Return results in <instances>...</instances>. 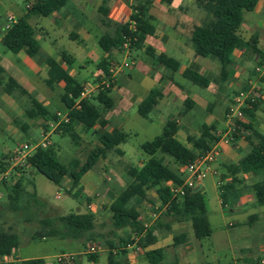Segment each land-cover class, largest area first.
<instances>
[{"label":"trees","instance_id":"16d2710c","mask_svg":"<svg viewBox=\"0 0 264 264\" xmlns=\"http://www.w3.org/2000/svg\"><path fill=\"white\" fill-rule=\"evenodd\" d=\"M164 1L168 5L171 3V0ZM106 2L107 0H103L99 7L103 17L107 13ZM193 2L204 12L205 19L200 24H194L191 27L189 33L191 46L196 56L212 57L218 61L220 64L218 80L221 82L226 80L227 68L231 62L230 56L235 49L250 47L252 53L257 56V65L264 62V51L254 45L253 39L245 41L238 33V28L242 22V12L252 10L256 0H193ZM66 3L67 0H35L30 10L47 16L57 6H63ZM152 6L153 0H133L132 11L128 20L115 24L113 33H103L98 37L97 43L100 49L106 53L112 49L122 50V45L127 40L129 49L143 47L145 54L152 57L155 64L162 65L171 73H179L181 77L199 87H208L211 81L209 77L191 67H181L177 59L166 53L161 52L155 56L153 48L144 47L145 36L153 35L155 32V26L152 23L154 16L149 12ZM0 42L13 53L24 51L29 57H37L47 65L45 82L50 88L61 84L59 98L64 106L67 121H59V113L62 114V112L56 113L49 110L13 77L8 76L3 81L4 68L0 64L2 91L5 94H11L18 90L27 95L30 105L25 108L24 112L29 118L39 121L42 130H48L49 122L59 121L54 132L60 135H69L72 141L77 143L79 135L75 130V124H80L84 131L94 133L99 143L88 152L84 161L81 162L73 158L66 164L57 159L52 145L36 148L27 157L24 165L13 168L10 182L1 180L0 187L4 190L7 200L0 204V218L6 214L21 213V220L36 221L37 226L29 233L28 238L30 240L55 238L82 240L83 244L86 241L94 242L98 237L94 231V214L87 211L40 216L39 212L43 202L37 199L34 191L26 189L24 172L25 168H33L56 185H61L67 177L70 181V187L65 192L74 199L81 200L84 198L85 202L90 201L80 185L81 176L92 169L101 156H105L111 151L122 154L118 146L124 143L128 136L122 130L109 132L94 129L96 123L103 117V112L113 106V98L110 93L114 80L110 78V61L106 57H102L97 63V67L101 69L103 76L108 77V84L101 83L104 78L101 75L95 79L99 83L95 94L79 99L83 86L63 66V63L71 64L72 57L62 52L60 61H57L53 57L43 54L40 43L35 37V30L25 15L16 18L8 28L0 27ZM162 96L158 87H152L137 105L136 112L143 118H149V114ZM247 103L249 105L242 107V111L244 116L252 118L255 110L261 103H264V99L261 97L254 100L248 99ZM193 104V100L186 96L179 114L185 115L193 107ZM234 123L235 132L241 127L252 130L250 123L244 124L237 120ZM179 129L180 125L176 119H167L158 135L141 143L140 148L147 157L140 166L126 168L127 181L108 205L111 212L112 234L117 237V241L115 243L112 239H107L105 242L107 264H123L119 257L126 253L128 244L136 242L140 247H145L155 242L154 226H146L140 218L137 208L130 203L133 198L148 200L146 196L148 189H154L160 202V207H158L159 209L155 208V212L163 209V217H169L176 222H190L193 235L197 239L211 235L212 230L200 190L198 188H185L184 194L179 197L171 192L170 186L183 182L184 175L178 171V166L192 162L197 155L211 149L219 139L216 133V125L214 123H201L197 136L187 135L186 140L192 148L187 147L177 139L176 134ZM253 132L255 141L252 142L250 150L236 164L228 167V170L233 176L238 172L257 176V180L252 184L253 205H264V134ZM169 161L173 162L176 167L171 168ZM8 165L9 162L1 159L0 172L4 171ZM229 187L230 184L222 186L224 189ZM221 196L223 200L227 198L225 192H222ZM5 223L4 220L0 221V256L14 254L20 244L18 232L11 224L5 225ZM114 230L125 231V237L118 236ZM186 240L187 234L181 232L173 237L172 245H181ZM144 254L150 264H157L163 259V249L161 248L147 250ZM85 255L88 260L96 261L99 254L85 253ZM42 262V258H31L21 260L18 264H42Z\"/></svg>","mask_w":264,"mask_h":264},{"label":"rangeland","instance_id":"374dc122","mask_svg":"<svg viewBox=\"0 0 264 264\" xmlns=\"http://www.w3.org/2000/svg\"><path fill=\"white\" fill-rule=\"evenodd\" d=\"M178 7H172L171 3L168 5L164 0H156L154 13L159 17L154 22L156 28L159 27V32L166 31L167 34L174 37L182 48L176 43H170L162 46L163 51L178 59L180 64L188 66L192 61L191 56L194 55L191 42H190V29L194 24H200L205 19V14L200 10L193 0H179ZM35 0H0V27L6 28L8 23V15L13 13L14 15L21 14L26 7ZM70 3L76 7V2L70 0ZM133 3V0H132ZM71 5V4H70ZM72 6V5H71ZM53 14L42 16L41 14L33 13L29 16L28 22L36 30L35 37L40 43L41 51L43 54L49 55L53 58L65 52L73 57L71 64L67 65L63 63L69 73L74 74V77L79 82H90L94 77L95 72V59L99 60V56L93 52H86L81 45L75 40H72L67 36L64 30L59 27L58 23H55ZM248 11H243V17L246 18ZM127 16V20H128ZM15 19V17H14ZM126 20V21H127ZM83 22V21H82ZM171 23H175V29L168 26ZM43 28L48 34L42 35L39 28ZM39 30V31H37ZM93 34L100 35L99 31L92 29ZM179 37H175L174 35ZM151 42V37H147L144 40L145 46ZM95 47L94 41H92ZM99 54H103V51L97 45ZM0 63L7 68V73L18 79V81L27 89L35 91L33 92L36 99L45 94H50L52 100L48 109L64 114V106L60 101L59 94L60 89L50 90L44 85V83H36V87L29 81L23 80L19 74L15 71V68H11L5 64V55H11V51L7 50L0 42ZM95 55V59H94ZM199 58H202L199 56ZM32 59H38L37 57ZM208 59V58H207ZM126 60L132 61V64L128 67H123L122 70L114 73L111 78L114 80V85L111 88V97L113 98V107L106 109L103 112V116L110 119V123L115 126H119L118 121H122L121 128L128 136L126 142L120 144L118 149L123 154H118L115 151L109 152L105 156H101L95 166L88 170L81 178L80 185L83 187V192L87 195V191H95L92 197H90V206L86 208L85 199H74L72 196L65 192V182H69L68 178H65L61 185H56L49 181L43 174L39 173L35 169L25 168V185L28 191H34L37 199L43 202V206L40 209V216H54L58 214H64L67 212L84 211L88 209L94 214V231L98 237L94 242L100 245V252L96 261H90L84 254L87 244L90 241L82 242V240H60L55 238H47L45 240H30V231L37 226L36 221H24L21 220V213L19 214H6L0 221L4 220L6 224H11L13 228L18 232L20 236V244L16 250V255L20 258L23 257H41L46 263L51 262L57 264L55 255L61 253H70L84 251V253H72L74 254L73 260L75 264H107V247L105 242L107 239L117 241V237L112 234L111 226V212L108 208L109 203L115 197L118 190L127 181L126 168L129 166L138 167L147 157V155L140 148L141 143L151 140L154 136L161 132L165 119L162 117H154V111L149 114V118H143L136 112L134 107L135 99L138 94L141 97L147 92L149 83H144L145 75L152 78V74L155 72L151 65L153 62L148 55L145 54L143 47L131 48L128 51H120L113 55L111 63H120ZM216 61V60H215ZM217 63V62H216ZM213 61H206L203 66V70L209 77L210 84L206 88L199 87L189 80L181 77L178 74H174V81L181 87V95L178 96L171 108V114L177 116L180 119L181 128L177 133V138L191 146L186 140V135L191 134L197 136L200 131V124L204 120L203 117H207V122H215L217 127L223 125L225 108L230 103V100L234 94L232 86L228 87L225 82L218 80V67ZM218 64V63H217ZM219 65V64H218ZM147 70V71H146ZM46 73L43 74V77ZM163 77V75H162ZM232 81L237 80V75L232 77ZM6 77L3 75V81ZM146 82V81H145ZM93 83L98 81L94 80ZM90 85L91 84H85ZM94 86V85H93ZM92 88L87 92L92 96L96 92V88ZM196 102L195 108L190 109V114L181 116L179 112L183 107L182 98L186 94ZM132 93L135 98L128 103V106L121 100L123 94ZM210 103V104H209ZM30 105L29 97L20 93L18 90L13 94L8 95L2 91L0 86V157L6 162H10L12 152L17 149L22 143L29 142L30 136H36L40 138L39 121L32 120L31 126L35 128L30 135L19 125L25 119V108ZM125 106H127L125 108ZM134 107V108H133ZM165 108L164 105L161 108ZM210 108V109H209ZM262 110V109H261ZM14 114V115H13ZM264 111H261L260 119L264 116ZM27 125V124H25ZM29 126V125H28ZM55 126L52 122L51 128ZM75 130L79 135L77 143H74L69 135H59L58 133H51L49 140L51 142L54 153L57 159L66 164L71 159L76 158L79 161H84L88 152L97 146L98 139L91 131L86 132L83 130L80 124H75ZM260 131L264 133V127L260 128ZM27 132V133H26ZM54 132V131H53ZM34 138V139H37ZM38 138V139H39ZM160 155V153H158ZM223 154L217 149L213 166L216 168L217 173L220 172L221 164L223 161ZM169 159V158H166ZM171 168H175V164L169 161ZM101 179L102 182L98 186L93 183L94 179ZM30 181V182H26ZM217 175L210 174L202 180L200 191L203 194L205 206L207 209V217L211 226V235L206 238L197 239L193 236L192 228L188 224H176L172 222L174 228L178 230L187 231L189 236L188 242L192 244L194 251V263L193 264H227L231 262L235 256L237 250L241 246H251L253 249L251 253L258 255L264 254V205H253L246 208V214L255 213L257 219L245 225L239 224L234 227H225V225L233 220H239L240 216L231 212L229 207L222 208L219 202L218 189L216 185ZM147 199L133 198L130 203L134 205L142 219L150 225L156 203L157 195L154 189H148L146 192ZM6 194L0 187V204L6 202ZM152 203H150V202ZM80 202V204H78ZM64 204H68L71 208H64ZM77 206V207H75ZM232 207V206H231ZM159 213L161 221L164 217ZM244 217V216H243ZM179 227V228H178ZM127 231V230H126ZM164 232V229L162 228ZM118 236L125 237L126 232L123 230H114ZM237 234H239L237 236ZM249 234V236H248ZM137 245V244H136ZM181 246H172L168 249L170 253L175 252L176 255L182 252ZM131 252V251H129ZM180 256V255H178ZM170 260L165 253L164 259L161 264H169ZM182 262V261H181ZM64 263V262H63ZM134 264H150L144 255L139 256L135 260ZM181 264V263H178Z\"/></svg>","mask_w":264,"mask_h":264},{"label":"crops","instance_id":"0c3cea01","mask_svg":"<svg viewBox=\"0 0 264 264\" xmlns=\"http://www.w3.org/2000/svg\"><path fill=\"white\" fill-rule=\"evenodd\" d=\"M74 1L76 2V7H74L73 3H70V0H67V3L65 5L57 6L53 10V12L50 13V14H53L52 16H54L55 23H58L59 27H61L64 30V32L67 34V36L69 38H71L72 40H75L79 45H81L83 47V49L86 50V52H93L94 54L96 53L97 56H99V60L102 57H106L108 59V61L111 62L113 55L116 52H117V54H119V52L122 50L112 49L107 53L103 52V54H99V52L96 48L98 45L97 39L103 33H113V31L115 29V24L123 23L127 20V16H129L131 11H132L131 10L132 0H107V2H106L107 13H106L105 17H103L99 11V7L102 4L103 0H74ZM155 1L156 0H153V6L149 10L150 14H152L154 16V20L152 21L153 24L156 20L159 19V17L154 13V9L156 8ZM178 2H180V1L179 0H171V6L172 7H178L179 6ZM32 4L33 3H31L30 5H25L26 9L23 12H21V14H18V16L14 15L13 13H10L7 17L12 15L16 19L20 16L25 15L26 19L28 21L29 16L31 14H33V13L39 14L36 11L30 10V7ZM174 25H175V23H171L168 26L172 27V29L174 31V29H175ZM154 26H155L154 34L153 35H146L144 40H146L147 37H151V42H149L145 46H149V47L153 48L155 56H157L161 52L165 53L163 51L162 46L170 44V43H176L180 46L179 48H182L181 47L182 45H180V43H178L177 40L174 37H172V34L171 35L167 34L165 30L163 32L162 31L159 32V27L157 29L156 25H154ZM92 29H95V31H99L101 34L100 35L93 34ZM39 30H40V33L42 35L48 34L47 31L41 27L39 28ZM39 30H37V31H39ZM238 33L240 34V36L245 41H249L250 39H253L255 41L254 45L258 49L264 51V0H256V4H255L254 8L252 10L248 11V15L246 18L243 17V12H242V22L238 28ZM35 34H36V30H35ZM174 36L177 38L179 37L176 34ZM144 40H143V42H144ZM92 41H94L95 47L93 46ZM0 55H1V53H0ZM5 56H6L4 58L5 64L11 68H15V71L19 74V76L24 81L25 80H27V82L31 81L30 83L35 87H36V85H35L36 83H44V85L52 91L57 89V88L61 90V84L56 85L54 88H50L46 84L45 79L47 78V65L41 59H32L31 57L26 55L24 53V51H19L17 53L12 52L11 55L6 54ZM149 58H151V60L153 62V65H151V67H152V69L155 70V72L152 74V78L145 75L144 83L145 84L149 83V88H148L147 92L142 97H141V94H138V96L135 99L136 101L134 103V107L137 108V105L139 104V102L146 96V94L148 93V91L152 87H158L160 89V91L162 92L163 96L159 100L157 105L154 107V109L152 110V111H154V117H157V116L160 118L162 117V119H165V121L167 119H176L180 125V128H181L180 119L177 116L172 115L171 114L172 112H169L172 110L171 108L167 109L168 107L172 106V104L175 102L176 98L182 94L181 93L182 92L181 87L179 86V84L177 82L174 81L173 77H174L175 73L169 72L166 68H164L160 64H155L152 57L149 56ZM54 59H56L57 61H60V55L58 56V58H54ZM94 59H95V55H94ZM191 59H192L191 60L192 62L188 66L180 64L181 67H191V68L197 70L199 73H201L205 76H207L203 70V68H204L203 66L205 65V62L206 61H211V62L214 61L215 63L216 62L218 63V61L212 57L199 58V56H196L195 54L191 56ZM230 59H231V62L227 68L228 69V76L224 82L226 83V85L228 87L232 86V88L234 89L233 95H236L240 89L248 87V85L250 83H252L256 80L254 68H255V66H257V56H255L252 53L250 47L246 46V47L241 48V49H235L232 52ZM72 60H73V57H72ZM99 60L95 59V72L93 73L94 78L90 82H88V81L87 82L86 81L80 82L82 84V86H84L85 84H91L94 86L96 85V83H93V81L96 78L101 77V73H100L101 69L97 67V63ZM217 63H216V65H217L218 71H219L218 74H220V64L218 63L219 64L218 65ZM2 67L4 68L3 74L6 78L8 76H11L19 84H21L16 77H14L10 74L9 75L6 74L7 68L5 66L2 65ZM44 73H46L45 77H43ZM253 73H254V75H252ZM70 74L74 77V74H72V73H70ZM176 74L179 75V73H176ZM162 75H163V77H162ZM235 75H237V80L233 82L232 77H234ZM27 91L36 99V97L33 94V92L35 91L34 89L27 90ZM13 93L14 92H12L11 94H13ZM11 94H8V95H11ZM186 96H188L187 91H186V94L183 95L182 102ZM59 97H60V94H59ZM133 98H135V95L132 93H129V92H128V94H123L121 96V100H123L124 104H126L127 106H128V103L131 102V100H133ZM50 100H52L50 94H45L38 101L41 102L44 106H46L48 108V106L50 104ZM193 102H194L193 107L195 108V106L197 104L194 100H193ZM163 105L165 108H163V107L161 108V106H163ZM127 106H125V108ZM261 111H264V103H261L259 105L257 110H255L254 116L252 118H247L245 116L243 120L239 121L240 123H244V124L250 123L252 126V130L251 129H245V128L241 127V128H239L238 131L235 132V130H236L235 129V123L232 121H229L226 118L225 113H224V119L225 120L222 123L223 125H220V127H217L216 123L213 121L207 122L206 121L207 117H203L204 120H202V121H205L202 123H206V124L214 123L216 125V133L219 136V139L213 144V146L216 147V150L219 148V152L221 154H223V158H222L223 161L221 164L220 172L216 174L217 175L216 185H217V189H218L219 202H220L223 209L225 206H227L230 208L229 210L231 212L242 217V218H240V221L239 220H233V221L228 222L225 225V227H234V226L239 225V224L245 225L246 223L250 224L257 219V216L255 213L246 214V211H247L246 208L249 206H253L254 196H253V191H252V184L257 180L258 177L254 176L250 173H241V172H238L235 174V176H233L229 172L228 167L236 164L243 157V155L246 154L250 150L252 142L255 141V135L253 134L254 133L253 131L264 134L260 131V128L264 127V117L263 118L261 117V119H260ZM55 112L57 113V112H59V110L56 109ZM188 114H190V110L185 115H188ZM182 116H184V115H182ZM32 120H34V119H31L26 115L24 121H22L19 124V125H22L23 128H25V130L30 135L35 130V128H33L30 125ZM118 122H120L119 126L112 125L110 123V119H107L106 117L103 116L96 123V125L94 126V129L105 130V131H109V132H112L114 130H122L123 131V129L121 128L122 121L120 120ZM25 124H27V125H25ZM48 125H49L48 130L44 131V130H42L41 125L39 124V126H40L39 127L40 128V131H39L40 137L42 134H46L48 139H49V136L51 133H56V132H53L54 129L50 127V126H52V122H49ZM187 135H191V134H187ZM191 136H193V135H191ZM176 137H177V134H176ZM34 138H37V137L36 136L35 137L30 136V140H35ZM179 141H181V140H179ZM49 143L51 144L50 140H49ZM182 143L184 144V142H182ZM185 145L189 148H192L191 146H188L187 144H185ZM2 156L0 157V160H1ZM181 166L177 167L179 172H180ZM29 170H31V168H29ZM180 173H182V172H180ZM182 174L184 175V178L187 176V173H185V172ZM24 175H25V173H24ZM208 175H210V174H208ZM82 176H81V178H82ZM81 178H80V180H81ZM26 182H30V181L26 180ZM101 182H102V178L101 179L97 178V179L93 180V183L98 187L101 184ZM201 184H202V182H201ZM201 184L199 185L198 189L200 188ZM226 184H230V187L228 189L222 188V186H224ZM64 185H65V189H68L70 187V181L69 182L64 181ZM85 191H87V195L89 198L92 197L93 194L95 193V191H91V192L88 190H85ZM222 192H225V194L227 196V198H225L224 200L221 196ZM156 199H157L156 203H154L153 206L155 208H158V207H160V202H159L158 198H156ZM150 203H152V202H150ZM78 204H80V202ZM90 205H91L90 202H87L86 208L91 207ZM75 207H77V206H75ZM64 208H71V206L68 204H64ZM87 211H89V210L85 209L84 211H76V212L73 211V212L74 213H83V212H87ZM89 212H91V211H89ZM160 212L163 213V209H161L158 212H155L156 216L152 217V222L150 223V225H147V223L142 219V217L140 215V218L144 221V224L146 226H154L153 234L155 235L156 240L153 244H149L145 247L139 246L140 247L139 250H136L134 248V246L126 247V253L119 257L123 261V264H134L135 260L137 258H139V256H142V255L145 256V254H144L145 251L151 250V249H156V248L163 249V259H164L165 253H166L167 258H169V260H170L169 264H178V263L193 264L194 263L193 246H192L191 242H190V244L188 242V239H189L188 235H187L186 242L181 244L182 245L181 246L182 252L178 253V255H180V256L176 255L175 252L170 253V251L168 250L172 245L173 237L175 235H178L181 232H185L183 230H178L177 228H174V225L172 222H175L177 225L180 224L182 226H183V224H188L189 227H191L190 222H188V221L176 222V221H172L169 217H164V220L161 221V219L159 217ZM67 213H70V212H67ZM67 213H64V214H67ZM263 214H264V211H263ZM161 216H162V214H161ZM162 228L164 229V232L162 231ZM185 233L187 234V231ZM192 233H193V231H192ZM238 235L239 234H237V236ZM248 236H249V234H248ZM178 246H180V245H178ZM252 250L253 249L251 248V246L239 247L235 256L231 260V262H228L227 264H251V263H253L255 261V259H257L261 255L255 254L256 253L255 250H254V253H251ZM129 251H131V252H129ZM81 252L84 253V251L70 252V253H78L79 254ZM11 256L17 260V262L15 264H18L21 260H25V259L41 258V257H23V258H20L18 255H16V253L11 254ZM56 256L57 255H55L54 257L56 258ZM145 258H146V256H145ZM163 259L157 264H161ZM0 264H2V263H0ZM42 264H53V263H51V262L46 263L43 260ZM57 264H75V261L72 263L64 262V263H57Z\"/></svg>","mask_w":264,"mask_h":264},{"label":"built area","instance_id":"2783aa9c","mask_svg":"<svg viewBox=\"0 0 264 264\" xmlns=\"http://www.w3.org/2000/svg\"><path fill=\"white\" fill-rule=\"evenodd\" d=\"M15 21L14 16L10 15L8 17V23L6 24V28H8L11 23ZM129 49V44L128 41L126 40L123 45H122V51L125 50L128 51ZM132 64L131 62H128L126 60H123L120 63H111L109 66V73H110V78L111 76L122 70L123 67H128ZM255 75H256V80L248 85V87H245L243 89H240L239 92L236 95H233V97L230 100V103L227 105L226 111H225V116L229 121L234 122L235 120L241 121L244 119V114L242 111V107L248 106L249 104L247 103V100H254L259 97L264 99V62L261 65H257L254 68ZM101 75L103 76L102 71L100 72ZM104 78L102 79L101 83L103 84H108V77L103 76ZM99 83L93 88H97ZM90 85H84L82 91L80 92V98H85V97H90V94L87 92L92 88ZM60 115V120L67 121V116L65 113ZM54 122L55 126L53 129L56 127L58 122ZM49 139L46 134H42L39 139L31 140L29 142L22 143L17 149H15L12 152V156L10 157V162L7 168L0 172V182L1 180H6L7 182L12 180L11 176V171L15 166L18 165H24L27 157L38 147H46L48 146ZM216 147L212 146L211 149L208 151H205L195 157V159L185 165H182L180 167V172L182 173H187V176L183 179V182L177 185H171L170 190L174 195H178L181 197L184 194V189L185 188H190V189H196L199 187L201 184L202 180L208 175V174H217L216 168L213 166V162L215 160L216 156ZM153 216H156V213H153ZM129 246H134L136 250H139V245H136V242H133L131 244H128L127 247ZM100 245L96 242H89L86 247L85 253H100ZM114 251V250H113ZM74 254L72 253H61L56 256L57 262L58 263H71ZM16 259H14L11 255H1L0 256V263L2 264H15ZM251 264H264V254L255 259V261Z\"/></svg>","mask_w":264,"mask_h":264}]
</instances>
